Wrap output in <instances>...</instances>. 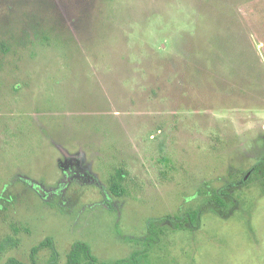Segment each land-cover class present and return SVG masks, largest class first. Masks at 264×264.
Returning <instances> with one entry per match:
<instances>
[{
	"label": "rangeland",
	"instance_id": "1",
	"mask_svg": "<svg viewBox=\"0 0 264 264\" xmlns=\"http://www.w3.org/2000/svg\"><path fill=\"white\" fill-rule=\"evenodd\" d=\"M262 159L264 0H0V264H264Z\"/></svg>",
	"mask_w": 264,
	"mask_h": 264
},
{
	"label": "trees",
	"instance_id": "2",
	"mask_svg": "<svg viewBox=\"0 0 264 264\" xmlns=\"http://www.w3.org/2000/svg\"><path fill=\"white\" fill-rule=\"evenodd\" d=\"M251 179L259 180L261 185L264 187V159L258 162L252 170ZM225 192L215 193L214 194V206L217 207V213L221 216L227 217L228 211L226 210L227 204L223 201L224 199L228 200L229 197H224L222 194ZM223 197V198H222ZM229 202L231 199L229 198ZM203 213L201 208H198L193 213H187L186 215L180 214L176 218L171 219V217H159V218H150L147 220V230L153 234L154 231L151 230L155 222H160L163 219L168 220L175 227H180L181 222L186 221L193 228L197 227L199 217ZM6 264H24L15 260H8ZM29 264H37L34 260H31ZM64 264H108L106 262L99 261L92 253L91 248L86 242L75 241L71 244L70 249L67 253L66 262ZM115 264H140L136 256V253H132L128 259L119 260Z\"/></svg>",
	"mask_w": 264,
	"mask_h": 264
},
{
	"label": "water",
	"instance_id": "3",
	"mask_svg": "<svg viewBox=\"0 0 264 264\" xmlns=\"http://www.w3.org/2000/svg\"><path fill=\"white\" fill-rule=\"evenodd\" d=\"M253 168H254V167H252V168L248 171V173H247V174L241 179V181H239V182H237V183H235V184L238 185V184L243 183V182L245 181V179L247 178V176H248L249 174H251Z\"/></svg>",
	"mask_w": 264,
	"mask_h": 264
}]
</instances>
